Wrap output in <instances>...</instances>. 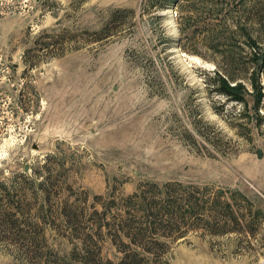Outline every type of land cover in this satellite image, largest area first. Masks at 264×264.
Returning <instances> with one entry per match:
<instances>
[{
    "label": "rangeland",
    "instance_id": "obj_1",
    "mask_svg": "<svg viewBox=\"0 0 264 264\" xmlns=\"http://www.w3.org/2000/svg\"><path fill=\"white\" fill-rule=\"evenodd\" d=\"M177 1L0 0V190L28 199L14 229L0 225V264H80L95 209L167 182L203 216L153 264H264V98L256 109L251 93L243 104L210 86L225 65L212 28L228 15L264 50V0L199 14L198 0ZM182 5L194 15L183 34ZM116 8L134 12L98 32ZM234 29L221 40L240 47L250 92L255 67L264 91V64ZM226 201L239 219L207 226ZM86 246L92 264L123 255L109 236Z\"/></svg>",
    "mask_w": 264,
    "mask_h": 264
},
{
    "label": "trees",
    "instance_id": "obj_2",
    "mask_svg": "<svg viewBox=\"0 0 264 264\" xmlns=\"http://www.w3.org/2000/svg\"><path fill=\"white\" fill-rule=\"evenodd\" d=\"M169 1L179 2L177 0ZM192 4L197 10L195 14H199L201 12L200 9L209 5H213V9L216 7L218 11L223 10L221 8L223 4L220 0H198L197 2L193 1ZM217 6H220V8L218 9ZM181 8L179 12L181 18L179 28L183 34L190 28L191 18L194 15L189 14L187 7L185 8L184 5ZM256 10L258 11L259 9L256 7ZM184 11L187 14L182 16L181 14ZM133 12V9L128 8L114 9L109 20L98 29V32H106L112 22H121L120 18L123 13ZM227 17L228 15L222 17L220 23L212 28L211 34H213L215 39L212 40L211 48L220 54L225 65L219 64L221 69L215 73L214 81L210 86L218 93L226 95L228 99L243 104H246V95L251 93L255 98L256 109H259L264 98L263 85L260 81L261 71H257L255 67L248 76L249 83L253 89L250 92L246 82L243 80L244 78L238 74L239 71L247 69L246 63L243 61V54L241 50H238L240 47L233 43H223L225 40L221 39H226L228 36L231 38L230 30L232 28H237V30L234 29L232 31L233 35L235 32L243 30L242 32L247 36L248 40L245 47L249 50L247 56L251 54L252 61L257 68L259 64H264V50L258 37H254L250 33L246 34V28L239 27V23H236L234 27L229 26ZM194 31L198 32L200 29H194ZM152 184L153 188L148 191L139 187L137 191L125 197L126 203L122 204V206L115 204L114 207L111 205L104 207L103 205L101 209L94 210L95 225L91 227L93 231L89 232L82 241L80 264H92L99 261L98 253L88 249L86 243L88 239L93 240L105 236L111 237L113 243L117 246L120 244L122 248L120 250L123 255H121L116 264H153L152 261L156 256L165 252L170 247L169 244L171 242L185 235L191 220L200 219L203 216L201 212L194 208L193 211L192 209L189 210V207L197 202L192 197L184 196L182 193L172 190L170 188L171 182L165 183V190L157 183ZM39 185L41 187L42 183H39ZM3 188L7 190L5 184H3ZM156 189L158 190L156 191ZM217 198L213 200L216 201L218 200ZM27 200L26 195H22L20 199L15 200L10 194L5 196L3 191L0 190V225L10 230L14 229V224L19 221L17 213L13 211L15 210L13 208L15 207L14 204L15 202L20 203ZM214 203L215 206L211 210L212 216L209 215V219L206 218L207 226L213 228L224 220L222 230L228 231L225 229L227 222H236L240 216L235 211H232L229 202L226 201L224 210L218 207L216 202ZM66 216L69 221L70 216L68 214ZM67 220L66 222H68ZM106 260L107 263L114 264L111 259L107 258Z\"/></svg>",
    "mask_w": 264,
    "mask_h": 264
}]
</instances>
